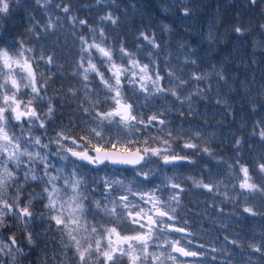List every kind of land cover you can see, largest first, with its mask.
<instances>
[{
	"label": "snow or ice",
	"instance_id": "snow-or-ice-1",
	"mask_svg": "<svg viewBox=\"0 0 264 264\" xmlns=\"http://www.w3.org/2000/svg\"><path fill=\"white\" fill-rule=\"evenodd\" d=\"M178 3L182 15L189 16L188 0ZM14 4L23 7L20 0H0V18L10 16ZM35 4L45 13L59 10L73 26L87 27L91 39L77 37L79 57L71 76L79 80L64 89L63 84L54 87L56 73L48 69L46 75L41 70V61L56 65L55 56L43 51L33 55L35 49L26 39L28 35L38 38L40 29L54 33L59 15L49 14L43 26L29 16L26 33L11 41L7 29L0 32V264L26 260L42 234L52 238L44 241L39 264H187L179 257H203L204 252L189 247V229L177 223L185 188L175 176H164L159 185L152 178L166 168L198 166L204 157L226 164L228 175L239 177L238 184L231 185L230 194L224 179L206 182L187 177L194 187L220 194L237 207L243 203L247 215L264 216V208L251 204L257 198L264 200V156L252 164L244 162L240 153L247 140L236 137L229 141L236 159L228 163L205 139L202 125L184 128L174 123L205 119L196 109L201 100L214 98L217 105L230 107L219 89L215 97L210 95L213 77L221 87L228 84L222 68L213 65L211 73L186 72L187 66L197 64L191 58L192 49L176 65L165 57L161 68L163 45L154 31H140L134 51L124 40L114 47L106 43L105 29L78 18L70 3L35 0ZM247 5L260 7L264 0H247ZM260 10L264 13V8ZM99 20L117 25L119 17L108 11ZM260 27L264 29V24ZM161 30L167 33L171 28L163 24ZM234 31L242 36L247 29L235 26ZM158 97H171V107H157ZM61 108L70 111L61 112ZM252 135L264 141V119L255 122ZM110 165L131 166L133 180L116 174L89 180L82 171L107 172ZM204 166L207 168V161ZM209 173L212 175L210 169ZM37 205L43 210L37 212ZM219 211L223 213V209ZM37 224L44 226L43 233L34 235ZM5 231L10 232L6 237ZM224 239L245 246L237 239ZM246 247L264 257V238ZM251 259L249 255L248 261Z\"/></svg>",
	"mask_w": 264,
	"mask_h": 264
},
{
	"label": "trees",
	"instance_id": "trees-1",
	"mask_svg": "<svg viewBox=\"0 0 264 264\" xmlns=\"http://www.w3.org/2000/svg\"><path fill=\"white\" fill-rule=\"evenodd\" d=\"M35 0H20L19 5H13L12 13L8 17L0 18V32L7 29V39L19 37L26 33L30 25L29 16L40 21L41 26L47 22V16L59 15L58 27L54 33H45L42 29L40 36H26L28 45L34 47L33 55L39 56L41 51L45 55H54L56 65H45L40 62L41 70L51 69L56 73L53 77L54 87L67 89L70 85H77L79 77L71 76L75 62L79 57L80 42L78 36L84 35L91 39L87 27L73 26L71 21L65 19V14L53 8L49 13L34 4ZM58 3L61 0H54ZM70 3L73 13L80 19H87L88 24L94 28H104L109 39L106 41L114 47L119 46L120 40H124L129 50L134 51L138 41L136 37L142 30L154 31L158 40L163 45L160 57V67H165V57L173 65L181 63L189 49L195 54L191 57L197 61L195 66L189 65L186 72H212V66L223 69L228 77V84L222 87L216 84L213 77L212 97L219 94L230 106L225 109L223 104L217 105L215 99L201 100L196 104L199 113L205 119H195L192 123L182 120H174L176 125L184 128L202 127L206 140H210V146L223 156V160L231 163L236 159L233 145L229 142L236 137H243L247 143L243 146L240 155L243 161L249 164L255 163L264 156V141L258 135H252L255 122L264 119V33L259 29L262 37V46L256 50L254 39L249 37L250 27L244 26L247 17L253 7L247 5V0H188L191 14L187 17L182 15L178 0H63ZM173 5H176L173 7ZM167 9V10H165ZM258 12L250 14L253 22L260 27L264 24V13L260 8ZM112 11L119 17L117 25L107 21H100L99 17L106 12ZM170 26V32H163L161 25ZM235 26H242L244 35L234 31ZM212 32V40L205 41L206 33ZM185 45L181 48V45ZM147 63V59H143ZM62 66V67H61ZM95 86L99 88L98 81ZM194 85H190L193 87ZM203 87V84H201ZM50 94L51 90H49ZM103 93L101 92V95ZM157 107L168 105L171 107L172 98L158 97L154 102ZM108 105H102L107 108ZM74 107V105H73ZM253 108L256 110L253 111ZM61 112L70 111L61 108ZM174 113L170 114V119ZM191 119V118H190ZM59 121H57L58 123ZM67 122V117H64ZM207 161V168L204 166ZM211 170L212 175L209 173ZM175 173L177 182L181 183L185 191L181 193V207L178 209L179 226H185L192 233L191 239L194 244L192 249L205 253L203 257L195 258L198 264H264V257L260 253L251 251L246 247L249 243H260L264 238V216H250L243 213L244 204L239 207L226 201L220 194L208 193L203 189L193 186L187 177L197 179L204 178L206 182L215 181L217 178L224 179L228 184L231 194V185L238 184V176H229L226 164H217L215 160L207 157L198 166L182 165L176 168H166L163 173L153 176L154 184L159 185L164 176ZM152 187V184H148ZM224 190L223 187L221 189ZM256 208H264V200L259 198L251 202ZM223 209V213H220ZM42 205L36 206V211H42ZM184 221L187 223L184 224ZM44 226L37 224L32 229L34 235L43 233ZM12 231H16L13 229ZM5 231L3 236L9 235ZM173 235V234H172ZM18 239H23L17 232ZM176 236V235H174ZM225 236L243 242L244 247H237L225 241ZM52 237L43 234L37 238L35 250L25 259H18L17 264H39L43 255L44 241ZM58 239V237H57ZM204 245L199 248L197 245ZM218 251L212 252L211 248ZM27 251V247L25 246ZM49 255L51 253L49 252ZM251 255V261L248 256ZM216 257V259H212Z\"/></svg>",
	"mask_w": 264,
	"mask_h": 264
},
{
	"label": "rangeland",
	"instance_id": "rangeland-1",
	"mask_svg": "<svg viewBox=\"0 0 264 264\" xmlns=\"http://www.w3.org/2000/svg\"><path fill=\"white\" fill-rule=\"evenodd\" d=\"M34 4H35V1H34ZM35 6H37V5L35 4ZM259 8H264V5H261L260 7H253L251 9V11H250V14H253L254 12H258L257 9H259ZM250 14L247 17L246 24H244V26H246L247 28L250 27L251 31H248L249 37L251 39L252 38L254 39V44H255L256 50H259L260 47L262 46V40H263L262 37L259 35L260 34L259 29H261V27H258L255 24V22H253L252 25H251V22H252L253 18L250 16ZM262 32L264 33V29H262ZM211 40L209 39V32L206 33V37H205L206 43L210 42ZM82 171L84 172L85 176L87 178H89V180H91V178H94V177H97V176H104L105 174H109V175L116 174V175H118L120 177L127 178L128 180H133L134 175H135L134 170H120V169L112 168L110 166L108 167L107 172H105V171L97 172V171L85 170V169H82ZM153 171H156L155 166H153ZM158 174H159V172L157 171L156 175H158ZM168 176L169 177L175 176L176 179L179 178V177H177L175 175V173H172V174L169 173ZM96 197L99 198V193L98 192L96 193ZM169 235L173 236V237H178L177 235L176 236L171 235V234H169ZM189 247L192 248V245H189ZM16 264H17V261H16Z\"/></svg>",
	"mask_w": 264,
	"mask_h": 264
},
{
	"label": "water",
	"instance_id": "water-1",
	"mask_svg": "<svg viewBox=\"0 0 264 264\" xmlns=\"http://www.w3.org/2000/svg\"><path fill=\"white\" fill-rule=\"evenodd\" d=\"M111 166V165H110ZM113 167V166H112ZM118 168H121V169H133L131 166H119ZM177 234V233H176ZM182 259L184 260H190L191 258H184V257H181ZM187 264H193L191 262H188Z\"/></svg>",
	"mask_w": 264,
	"mask_h": 264
}]
</instances>
